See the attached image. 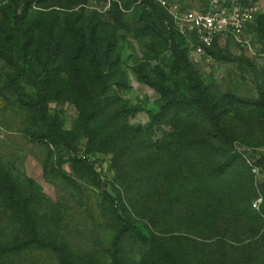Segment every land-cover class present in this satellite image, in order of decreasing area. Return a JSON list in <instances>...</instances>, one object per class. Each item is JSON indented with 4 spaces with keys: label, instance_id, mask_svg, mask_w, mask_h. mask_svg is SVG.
Instances as JSON below:
<instances>
[{
    "label": "rangeland",
    "instance_id": "rangeland-1",
    "mask_svg": "<svg viewBox=\"0 0 264 264\" xmlns=\"http://www.w3.org/2000/svg\"><path fill=\"white\" fill-rule=\"evenodd\" d=\"M20 1L0 0V245L6 246L15 235L23 239L26 234L25 229L18 233L6 226L10 214L3 215L7 207L4 195L7 188H12L25 200L27 215L37 235L63 246L75 264H138L147 247L134 234L120 231L115 208L106 198L104 184L111 193L115 192L110 156L84 154V145L75 155L45 139L29 136L31 130L40 128V122L33 107L20 101L10 85L19 70L23 92L35 93L26 79H33L39 70L47 68L52 96H62L59 94L64 86L62 78L69 69L67 61L72 54L65 46L75 45L81 39L84 48L78 61L84 63V73L92 82L99 71L94 56L102 59L108 55L113 62L108 73L111 94L117 93L127 102L130 110L124 114L125 120L134 127H145L172 100L168 91L176 96H191L183 66L170 42L156 29V14L145 0H34L29 9L34 22L26 32L27 38L9 12V8L21 7ZM177 1L188 8L196 7L194 0ZM5 31L10 33V58L1 50ZM241 37L248 44L227 40L213 53L201 57L190 54V59L202 81L210 87L218 120L233 133L232 145L222 143V146L246 160L252 167L257 190L261 191L264 12ZM147 78L163 82L168 90L151 85ZM55 98L50 101V113L56 130L71 142L83 140L78 124L82 101L76 105ZM177 104L170 105V115ZM83 110H88V106ZM177 113L179 120H208L184 103H179ZM86 157L90 164L82 159ZM261 201L258 193L253 206ZM247 241L250 240L243 243ZM239 250L250 252L251 247ZM261 258L264 260V253ZM18 260L19 264H70L50 246L28 243Z\"/></svg>",
    "mask_w": 264,
    "mask_h": 264
},
{
    "label": "trees",
    "instance_id": "trees-1",
    "mask_svg": "<svg viewBox=\"0 0 264 264\" xmlns=\"http://www.w3.org/2000/svg\"><path fill=\"white\" fill-rule=\"evenodd\" d=\"M20 2V8H9V12L27 38L26 32L34 22L29 14L34 0ZM145 3L156 14V29L170 42L183 66L191 96H176L168 91L172 97L168 106L153 115L147 126H132L124 117L130 110L127 102L117 93L111 94L108 87L112 60L108 55L102 59L94 56L93 62L99 71L91 82L84 73V63L78 61L84 48L79 39L75 45L65 46L72 54L67 61L69 69L62 78L64 86L59 92L62 96H52L47 68L39 70L33 79H26L35 93L23 92L22 74L15 71L10 89L20 101L33 107L40 122V128L31 130L29 136L45 139L75 155L84 145V154L95 152L110 156L115 192L111 193L104 184L106 198L115 208L120 231L134 234L147 247L146 255L138 264H264L261 258L264 188L262 192L257 190L252 167L246 160L224 148L232 145L234 136L218 120L210 87L202 81L190 59L191 44L196 45L197 41L180 33L159 2L145 0ZM219 45L216 40L206 53H213ZM9 48L10 33L5 31L1 50L8 58ZM146 81L167 89L163 82L148 78ZM54 98L70 100L76 105L82 101L78 124L82 127L83 140L71 142L56 130L50 113V101ZM173 102L178 103L175 109L184 103L196 108L208 120H179L174 108L170 115ZM87 106L89 112L85 115L83 107ZM82 159L90 164L87 157ZM258 193L262 201L254 207ZM4 196L7 207L3 215L10 214L6 226L18 233L25 229L26 234L24 240L15 235L6 246L0 245V264H19L18 256L27 243L50 246L61 259L75 264L63 246L37 235L23 198L12 188H7ZM246 240L250 241L243 243ZM242 247H251V251H240Z\"/></svg>",
    "mask_w": 264,
    "mask_h": 264
},
{
    "label": "built area",
    "instance_id": "built-area-1",
    "mask_svg": "<svg viewBox=\"0 0 264 264\" xmlns=\"http://www.w3.org/2000/svg\"><path fill=\"white\" fill-rule=\"evenodd\" d=\"M185 37H193L190 54L201 57L206 49L233 40L242 45L247 27L255 24L264 12V0H194L195 8L185 7L177 0H157ZM199 4V5H197Z\"/></svg>",
    "mask_w": 264,
    "mask_h": 264
}]
</instances>
